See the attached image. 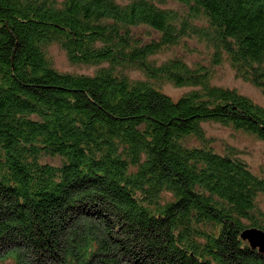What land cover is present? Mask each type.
Listing matches in <instances>:
<instances>
[{
    "label": "trees",
    "instance_id": "1",
    "mask_svg": "<svg viewBox=\"0 0 264 264\" xmlns=\"http://www.w3.org/2000/svg\"><path fill=\"white\" fill-rule=\"evenodd\" d=\"M226 64L264 94V0H0V264H264V165L204 126L264 142Z\"/></svg>",
    "mask_w": 264,
    "mask_h": 264
},
{
    "label": "rangeland",
    "instance_id": "2",
    "mask_svg": "<svg viewBox=\"0 0 264 264\" xmlns=\"http://www.w3.org/2000/svg\"><path fill=\"white\" fill-rule=\"evenodd\" d=\"M51 54L53 56L56 68L61 72L73 74L95 75L100 66H75L70 64L66 53L58 47L52 48ZM173 55V54H172ZM169 56L162 57V60ZM135 79H144L141 73H131ZM214 83L217 86L237 90L239 93L249 97L254 102L264 106V94L255 86L238 79L235 76L232 68L226 64L219 70V75ZM162 90L173 97L175 100L179 99L184 94L188 93L189 88H176L172 85L162 87ZM205 129L210 137L216 139L217 144L221 147L223 144H229L235 147L241 153V157L246 160L254 171H258L264 165V142L255 139L252 136L235 132L232 129L226 128L219 124L208 123L205 124ZM264 207V201H263Z\"/></svg>",
    "mask_w": 264,
    "mask_h": 264
},
{
    "label": "water",
    "instance_id": "3",
    "mask_svg": "<svg viewBox=\"0 0 264 264\" xmlns=\"http://www.w3.org/2000/svg\"><path fill=\"white\" fill-rule=\"evenodd\" d=\"M242 238L246 241H248L251 245V247L254 250H259L261 253L264 254V232L257 230V229H251L246 231Z\"/></svg>",
    "mask_w": 264,
    "mask_h": 264
}]
</instances>
